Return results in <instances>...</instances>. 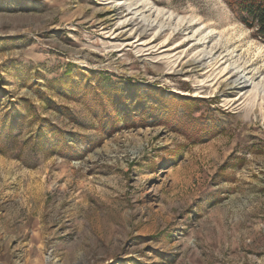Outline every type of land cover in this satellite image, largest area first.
<instances>
[{
  "label": "rangeland",
  "instance_id": "rangeland-1",
  "mask_svg": "<svg viewBox=\"0 0 264 264\" xmlns=\"http://www.w3.org/2000/svg\"><path fill=\"white\" fill-rule=\"evenodd\" d=\"M0 264H264V42L225 0H0Z\"/></svg>",
  "mask_w": 264,
  "mask_h": 264
},
{
  "label": "trees",
  "instance_id": "trees-1",
  "mask_svg": "<svg viewBox=\"0 0 264 264\" xmlns=\"http://www.w3.org/2000/svg\"><path fill=\"white\" fill-rule=\"evenodd\" d=\"M242 24L252 30L253 36L264 42V0H225ZM201 127V126H199ZM204 132L211 131L207 129Z\"/></svg>",
  "mask_w": 264,
  "mask_h": 264
},
{
  "label": "bare ground",
  "instance_id": "bare-ground-1",
  "mask_svg": "<svg viewBox=\"0 0 264 264\" xmlns=\"http://www.w3.org/2000/svg\"><path fill=\"white\" fill-rule=\"evenodd\" d=\"M144 21H148V19H145ZM162 23V22H161ZM149 24L147 23V26ZM151 25V24H150ZM152 26V25H151ZM150 29V28H149ZM145 32V31H144ZM169 34V33H168ZM234 68H236L234 71H236L238 74L236 75L235 79L231 82V85L235 88L237 86H244V84L246 83V79L243 76V68L242 66L236 65L234 66ZM242 73V74H240Z\"/></svg>",
  "mask_w": 264,
  "mask_h": 264
}]
</instances>
